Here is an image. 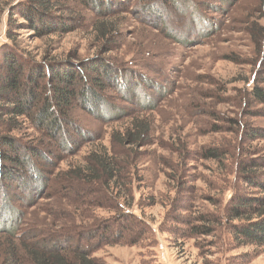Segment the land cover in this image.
Masks as SVG:
<instances>
[{"label": "rangeland", "instance_id": "1", "mask_svg": "<svg viewBox=\"0 0 264 264\" xmlns=\"http://www.w3.org/2000/svg\"><path fill=\"white\" fill-rule=\"evenodd\" d=\"M8 1L0 0V45L8 43ZM120 3L108 18L117 33L107 42L94 32L98 16L71 0L62 14L79 18L75 31L42 37L12 32L36 61L65 60L80 68L101 59L114 72L111 83L100 76L109 86L99 103L71 109V145L43 164L44 191L31 196L16 189L9 206L0 193V235L15 227V236L30 243L74 226L97 233L124 209L129 231L91 242L92 257L104 264H264V249L236 241L223 219L235 191L257 193L237 178L239 161L264 156V137L244 133L247 126L264 131V105L248 96L252 84L264 88V0ZM133 123L149 127L146 140L120 146ZM18 135L35 144L49 141L33 129ZM95 147L125 168L126 186L116 187L117 211L110 191L82 194L81 183L64 182L66 171L83 166ZM208 149L217 150L218 160L204 158ZM201 225L212 232L195 233ZM80 237L74 235L68 247L89 242Z\"/></svg>", "mask_w": 264, "mask_h": 264}, {"label": "trees", "instance_id": "2", "mask_svg": "<svg viewBox=\"0 0 264 264\" xmlns=\"http://www.w3.org/2000/svg\"><path fill=\"white\" fill-rule=\"evenodd\" d=\"M68 1L10 0L7 3L9 17L5 37L8 43L0 45V193L7 196V206L11 201L8 195L16 189L28 190L31 196L44 191L48 180L43 175L42 170H47L43 164L49 165L59 159L61 154L68 151L66 147L71 145L68 136V128L73 127L71 109L78 105L90 110L99 103L103 98L102 92L109 86L101 82L100 76L110 82V75L114 72L101 59H96L101 61L96 65L82 62L80 68L65 60L36 61L16 44L12 35L14 30L33 32L39 37L75 31L79 18L62 14ZM71 1L89 8L98 16L94 25L98 39L107 42L110 36L117 33L114 23L108 18L119 12L123 0ZM13 16H18L22 21H13ZM119 81L123 80L120 78ZM248 96L264 105V88L256 83L252 84ZM148 128L144 123H133L119 137V145L142 146ZM28 129H33L38 138L46 137L49 141L40 144L25 141L18 134ZM244 133L251 139L264 137V131L249 126ZM53 148L57 150L55 157L51 156ZM204 156L206 159L219 158L215 149H208ZM238 167L237 178L256 189L257 193L245 195L235 191L225 207L223 219L236 241L264 249V156L246 157L239 161ZM124 170L114 154L103 147H95L83 166L66 171L64 182L81 183L82 186L77 185L81 191H77L82 194L92 193L95 189L110 191L117 211L119 200L116 187L122 180L125 182L122 177ZM125 184L121 182L123 187ZM116 215L114 220L104 222L103 229H98L97 233L95 228L82 232L74 229V226L71 231L64 229L65 233L57 238L52 236L50 240L37 239L30 243L15 236V227H8L6 231L3 230L7 236L0 235V264H104L92 257L90 245L97 236L104 241L112 236L118 238L123 231H129V225H125L128 212L118 210ZM194 231L209 235L212 229L201 225L194 227ZM74 235L89 242L85 246L75 243L68 247Z\"/></svg>", "mask_w": 264, "mask_h": 264}]
</instances>
